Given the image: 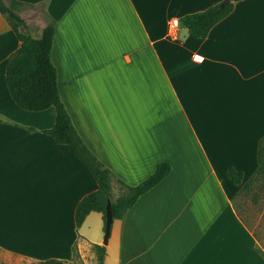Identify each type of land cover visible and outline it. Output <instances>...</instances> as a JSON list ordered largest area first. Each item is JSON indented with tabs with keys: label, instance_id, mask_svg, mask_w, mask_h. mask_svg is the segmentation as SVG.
Masks as SVG:
<instances>
[{
	"label": "crops",
	"instance_id": "obj_1",
	"mask_svg": "<svg viewBox=\"0 0 264 264\" xmlns=\"http://www.w3.org/2000/svg\"><path fill=\"white\" fill-rule=\"evenodd\" d=\"M15 1L32 37L54 23L59 97L112 173L110 192L116 180L135 186L159 163L171 167L112 220L104 264H264V0L236 1L203 39L180 18L223 0ZM38 5L42 18L23 9ZM19 44L0 13V264H88L90 254L97 264L104 223L97 212L79 227L74 218L97 183L44 133L53 107L25 111L11 98L5 68Z\"/></svg>",
	"mask_w": 264,
	"mask_h": 264
},
{
	"label": "trees",
	"instance_id": "obj_2",
	"mask_svg": "<svg viewBox=\"0 0 264 264\" xmlns=\"http://www.w3.org/2000/svg\"><path fill=\"white\" fill-rule=\"evenodd\" d=\"M236 1L239 0H229L225 6L218 3L204 11L187 14L180 18V24L187 29L189 35L203 39L216 23L231 12ZM21 5L22 3L15 0H9L8 3L0 0V13L5 15L20 42L18 49L8 57L6 62L5 81L9 94L15 104L25 111L38 112L50 107L54 108V124L44 133L56 143L66 145L73 156L87 167L97 183V190L84 196L76 205L74 213L76 226H81L90 212L100 213L105 223L108 199L112 220H120L141 195L169 175L171 167L166 162L159 163L149 177L135 186H127L120 180H116L124 193L112 200L110 192L112 173L97 161L81 141L59 97L57 72L50 59L55 33L54 23L47 24L38 38L32 37L27 32L24 19L16 12ZM257 173L264 175V140L259 144ZM226 177L238 186L241 184L243 175L234 168H228ZM93 249L97 264H104L105 246L93 245ZM37 264L67 263L62 260L48 259Z\"/></svg>",
	"mask_w": 264,
	"mask_h": 264
},
{
	"label": "rangeland",
	"instance_id": "obj_3",
	"mask_svg": "<svg viewBox=\"0 0 264 264\" xmlns=\"http://www.w3.org/2000/svg\"><path fill=\"white\" fill-rule=\"evenodd\" d=\"M23 9L27 12V14L30 15L31 18L37 17V18H42L43 17V7L42 5H38L36 7H23ZM116 182V181H115ZM113 194H116L115 196H120L124 193V191L121 189V187L116 183V192L114 189H112L111 191ZM115 196H112V200L115 199ZM94 217L98 218V221L100 223L101 226H103V218L102 215L96 213L93 214ZM85 225L82 227V231H85ZM103 237H104V233L102 236V241H103ZM90 254V253H89ZM91 255V254H90ZM89 255V261L88 264H92V260H91V256ZM77 260V259H76ZM74 264H84L81 262V260L74 262ZM87 264V263H86ZM106 264H116L115 261L113 260V256L109 257V259L107 260Z\"/></svg>",
	"mask_w": 264,
	"mask_h": 264
},
{
	"label": "water",
	"instance_id": "obj_4",
	"mask_svg": "<svg viewBox=\"0 0 264 264\" xmlns=\"http://www.w3.org/2000/svg\"><path fill=\"white\" fill-rule=\"evenodd\" d=\"M229 3V0H223L220 5L225 6ZM112 224V213L110 209V200H107L106 208H105V223H104V237L102 241V245H106L108 242L109 234H110V228Z\"/></svg>",
	"mask_w": 264,
	"mask_h": 264
},
{
	"label": "built area",
	"instance_id": "obj_5",
	"mask_svg": "<svg viewBox=\"0 0 264 264\" xmlns=\"http://www.w3.org/2000/svg\"><path fill=\"white\" fill-rule=\"evenodd\" d=\"M172 27H175L178 25V21L177 20H172V23H171Z\"/></svg>",
	"mask_w": 264,
	"mask_h": 264
}]
</instances>
